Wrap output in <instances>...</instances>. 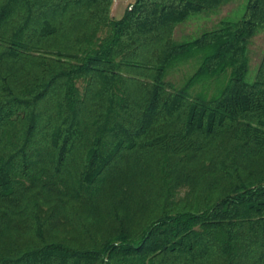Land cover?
I'll return each instance as SVG.
<instances>
[{
	"label": "trees",
	"instance_id": "16d2710c",
	"mask_svg": "<svg viewBox=\"0 0 264 264\" xmlns=\"http://www.w3.org/2000/svg\"><path fill=\"white\" fill-rule=\"evenodd\" d=\"M232 1L0 0V264H264V0L173 39Z\"/></svg>",
	"mask_w": 264,
	"mask_h": 264
},
{
	"label": "rangeland",
	"instance_id": "374dc122",
	"mask_svg": "<svg viewBox=\"0 0 264 264\" xmlns=\"http://www.w3.org/2000/svg\"><path fill=\"white\" fill-rule=\"evenodd\" d=\"M239 4L238 1L233 0L231 3L217 9L214 11H208L201 13L195 17H192L188 19L183 24L176 27L173 39L176 42H183L187 40H191L194 38L199 37L203 32L212 30L217 27L218 23L230 16L231 12L237 7ZM264 54V31L259 32L256 36H254L249 44H248V59H249V68L251 75H254L257 67L259 66L261 59ZM200 56H194L190 59H188L186 62L182 63L179 66H176L175 68L171 69L167 80L173 83L177 88L182 86L184 82L187 80V78L192 75L200 64ZM81 87V86H80ZM211 91H213L214 86L210 85L208 88ZM183 191H181L180 194H182ZM63 198L62 200H64ZM64 205L67 204V208L69 207V211L74 214V217H80L84 221L88 217L94 216V218H97V223L95 224L97 228L99 229V234L103 232H107L108 229H110L113 226V221L111 219H107L104 215V205L106 203L103 202L101 199L100 202L97 204L96 211L94 212V215H87L90 211V206L88 203H82L80 206L74 208L77 206V202L71 201L69 204L62 202ZM88 204V205H87ZM70 212V213H71ZM86 214V215H85ZM69 220L70 217L68 215H65ZM66 218V219H67ZM92 229V225L87 224ZM76 226L70 225V223L66 226V231L68 230V235H79L77 233V230L75 229ZM96 238H99V235L96 236Z\"/></svg>",
	"mask_w": 264,
	"mask_h": 264
},
{
	"label": "crops",
	"instance_id": "0c3cea01",
	"mask_svg": "<svg viewBox=\"0 0 264 264\" xmlns=\"http://www.w3.org/2000/svg\"><path fill=\"white\" fill-rule=\"evenodd\" d=\"M135 0H113L111 6V16L115 19H119L123 16L125 9L130 5L133 4Z\"/></svg>",
	"mask_w": 264,
	"mask_h": 264
}]
</instances>
